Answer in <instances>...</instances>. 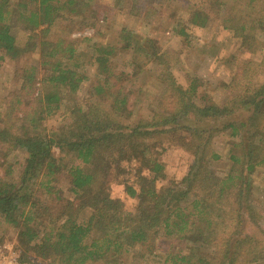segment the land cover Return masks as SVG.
Here are the masks:
<instances>
[{
  "label": "trees",
  "instance_id": "obj_1",
  "mask_svg": "<svg viewBox=\"0 0 264 264\" xmlns=\"http://www.w3.org/2000/svg\"><path fill=\"white\" fill-rule=\"evenodd\" d=\"M155 3L164 5L161 0H132L131 13L151 11ZM215 3L223 11V21L249 45L256 25L264 21V0ZM93 8L87 0H0V58L19 61L37 54L44 67L40 81L35 79V64L24 68L20 89L5 97L0 113L5 154L14 149L27 153L16 180L0 178V218L17 228L25 250L57 264H129L122 259L124 253L140 243L152 251L160 236L177 245L165 251L162 264H248L253 257L254 264H264L263 233L245 228L248 219L256 224L259 217L250 206L252 180L243 173H228L219 182H210L204 160L208 154L219 155L201 134L203 125H194L219 118L222 127L231 128V135H240L231 160L245 164L251 173L257 165L264 169V82L245 89L230 108L200 106L192 98L196 79L185 87L164 68L161 78L175 92L166 112H155L130 126L121 121L127 95L112 97L111 107L104 100L111 89L117 48L99 44L92 62L98 80L89 90L87 105L79 106L71 124L46 131L43 121L60 107L63 91L77 92L88 78L80 67L77 42L54 40L51 29L64 13L87 17ZM209 20V14L198 9L189 17L200 27ZM15 23L28 30L22 42ZM177 32L187 33L181 27ZM146 40L147 45L139 46L122 33L119 49L136 45L161 59L156 41ZM237 110L250 113L237 117ZM183 130L196 141L195 157L188 173L176 180L168 178L158 154ZM54 145L71 154L69 165L58 161ZM131 158L143 163L148 174L141 170L138 180L126 186L127 194L138 202L133 211H124L106 192L113 164ZM63 169L72 197L60 195L56 186ZM161 179L167 183L158 187Z\"/></svg>",
  "mask_w": 264,
  "mask_h": 264
},
{
  "label": "rangeland",
  "instance_id": "obj_2",
  "mask_svg": "<svg viewBox=\"0 0 264 264\" xmlns=\"http://www.w3.org/2000/svg\"><path fill=\"white\" fill-rule=\"evenodd\" d=\"M94 7L87 17L64 13L54 24L50 38L77 42L80 67L88 75L77 92L62 93L60 107L43 121L46 131L56 130L73 122L74 113L85 108L92 85L98 80L96 66L93 62V50L96 45L112 44L117 54L112 57L114 75L112 77L109 96L105 103L111 107L112 97L118 94L127 95V109L121 116L124 124L134 126L143 118L155 112H166V103L174 97L173 87L161 78V70L171 71L177 83L188 86L196 79L198 87L192 98L196 104H207L231 107L236 96L244 90L264 82V21L256 25L250 44L243 43L234 31L223 21V11L215 0H161L164 5L151 6V11L141 14L131 13L132 0H87ZM198 9L209 14V22L200 27L189 21L193 10ZM88 12V11H87ZM184 28L186 34L178 33ZM177 28V29H176ZM15 32L19 40L24 41L28 32L24 26L15 23ZM122 33L131 36L139 46L147 45V38H153L162 58H155L153 53L140 49L136 45L121 48ZM0 54H2L0 52ZM36 65L35 79L40 81L44 75V67L38 62V55H26L19 61L9 57L0 58V113L3 112L5 97L20 89L24 78V68ZM37 90L35 89V92ZM250 112L237 110V117H246ZM192 122V120H191ZM203 125L205 132L201 134L210 142V146L219 157L208 154L205 158L206 175L210 182H219L228 173H243L252 180L253 199L250 206L259 214L256 225L248 219L246 230L263 233L264 236V169L257 165L251 173L246 165L234 162L230 158L231 150L239 142L240 135H231V128L222 127L219 118L211 117L194 125ZM175 143L165 145L158 154L159 160L165 163L168 178L181 180L188 173L194 162L196 141L189 131H181ZM164 141V140H163ZM4 147V146H3ZM6 149V148H5ZM59 162L69 165L73 161L70 153L62 151L59 146L52 147ZM27 153L22 149H14L7 155L0 145V178L16 180L24 166ZM67 169L59 171L57 189L64 197H72L69 190ZM148 174L143 163L138 159H124L113 164V173L109 177L107 190L118 208L133 211L138 198L127 194L126 186L138 180L140 171ZM167 179L158 180L160 187ZM51 199V198H49ZM10 244L19 254L21 260H37L39 257L23 248L18 230L6 224L0 218V246ZM177 247L167 237L157 239L152 251L147 245L137 244L122 255L129 264H162L165 251ZM24 255H27L24 258ZM257 255L254 253L253 256ZM49 262L57 264L52 259ZM254 264L255 259L247 260Z\"/></svg>",
  "mask_w": 264,
  "mask_h": 264
},
{
  "label": "built area",
  "instance_id": "obj_3",
  "mask_svg": "<svg viewBox=\"0 0 264 264\" xmlns=\"http://www.w3.org/2000/svg\"><path fill=\"white\" fill-rule=\"evenodd\" d=\"M0 264H54L46 259L21 260L19 254L10 244L0 246Z\"/></svg>",
  "mask_w": 264,
  "mask_h": 264
}]
</instances>
